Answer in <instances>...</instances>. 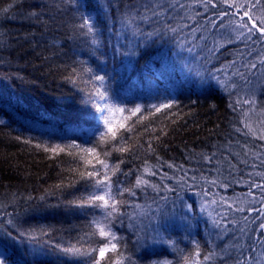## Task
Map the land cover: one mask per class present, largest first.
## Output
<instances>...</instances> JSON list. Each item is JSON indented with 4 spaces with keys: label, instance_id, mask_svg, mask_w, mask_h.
<instances>
[{
    "label": "trees",
    "instance_id": "obj_1",
    "mask_svg": "<svg viewBox=\"0 0 264 264\" xmlns=\"http://www.w3.org/2000/svg\"><path fill=\"white\" fill-rule=\"evenodd\" d=\"M85 2L88 7L82 10L98 17L96 56L90 54L87 38L72 27L77 13L70 0H0V120L5 122L0 124V247L6 249L8 263L91 264L62 249L100 241L98 235L81 237L102 210L74 203L92 190V182L74 170L91 166L35 147L73 140L83 144L102 129L93 118L95 109L84 103L87 86L70 79L82 60L94 71L103 68L98 74H109L110 103L144 107L165 99L177 102L174 115L157 113L148 132L139 128L135 152H113L108 158L119 164L121 172L113 180L123 186L135 183L136 170L147 160L160 169L147 178L161 189H173L125 194L131 204L155 213L151 223L143 217L142 224L136 222L144 237L139 244L127 217L123 226L117 223L114 230L125 237L126 254L135 264H184L198 244L202 254L217 252L214 264H235L237 259L264 264L262 233L253 231L264 218L253 224L259 213L247 211L264 203V192L251 187L264 186V141L244 134L240 111L248 105L241 103L236 111L229 107L250 91H255L257 110L264 107V66L259 64L264 45L237 41L231 16L223 18L225 28L218 26L220 20L216 26L210 23L225 10L222 0L207 9L199 0H81ZM133 17L130 25L124 23ZM129 52L135 55H125ZM251 62L257 69L249 72L244 65ZM250 188L253 196L246 195ZM241 206L244 212L235 210Z\"/></svg>",
    "mask_w": 264,
    "mask_h": 264
},
{
    "label": "snow or ice",
    "instance_id": "obj_2",
    "mask_svg": "<svg viewBox=\"0 0 264 264\" xmlns=\"http://www.w3.org/2000/svg\"><path fill=\"white\" fill-rule=\"evenodd\" d=\"M70 2L75 6V11L77 13V22L73 24L74 31L78 32L81 36L87 38V43L90 45V54L96 56V52L99 49L100 43V30L98 28V17L87 12V3H81V0H70ZM200 3L204 5L207 9L209 5L215 8L218 6L214 0H199ZM225 5V10L220 13L216 19H211L210 23L214 26L217 25V20H220L219 27L225 28L226 25L223 22L225 16L233 17L230 22L232 26V32L235 34V39L247 43L251 41L252 43H258L264 45V0H222ZM7 11V9H4ZM146 11H151V9H146ZM159 13L153 12V15H158ZM132 19H126L124 23L130 25ZM172 31H175L172 29ZM231 43L232 41L229 40ZM125 55L132 56L135 52H129ZM99 59V57H97ZM103 63V61L101 62ZM78 66L73 67L72 75L70 79L73 83L77 81L85 84L87 86L86 96L87 100L84 101L86 104H90L97 115L93 118L100 121L102 124V129H98L96 133H93L88 140L81 144L76 143L75 140L66 144H41L36 143L35 147L37 149L43 148L45 152H50L53 156H59L61 153L72 157L74 160L83 161L84 165L91 167H85L84 170L75 169L74 171H79L80 177L91 181V191L88 195L81 200L74 202L78 207H93L102 210V214L99 216H94L89 222V233L86 236L81 237V239H87L92 236H99L100 241L90 247L85 248L83 245L77 247L75 245L68 248H63L62 251L68 255L72 256H82L87 257L91 264H135L131 255L126 254L128 248L127 241L122 235H118L117 231L114 230L117 223L123 226V217H127L129 222V228L133 230L134 234L137 236L136 243L139 244L144 237L140 235V231L136 228V222L143 221L141 217L147 218L149 223L155 217V213L149 215L148 211L140 205H133L130 201L125 198L127 196H135L136 189L146 190L147 188H152L154 191H173V189L168 188L166 185L164 189L158 184L153 183L152 180L147 177H155L160 174V169L157 165H151L147 160L144 161L143 169H137L136 181L130 187L123 186L122 182L118 179L113 180V177L117 176V173L121 172L119 164H110L108 158L113 152L124 153L128 151L135 152L137 144L139 143V137L142 135L139 128L143 127V132L146 133L150 129V118L154 117L157 113H161L163 116H172L173 108L177 107V102L174 99H165L159 104H151L142 107L137 104L134 107L120 106L114 103H110L109 88L107 86V81L110 76L107 72L100 75L98 71H103L100 68L98 71H94L93 68L86 66L84 61H78ZM259 64L264 66V55L259 59ZM249 72L257 69V63L251 62L244 65ZM262 73H264V67L261 68ZM243 75L242 73H238ZM246 83H250L247 82ZM85 91V89H81ZM195 103V102H193ZM248 105L249 107L243 108L240 111V122L243 124L247 131L245 135H250L264 141V107H260L257 110V100L255 91H250L246 98L241 101L239 98L235 101V104H230L229 107L233 111L237 110V106ZM253 117H257L255 120ZM149 123L145 124L144 122ZM175 121H173L174 123ZM3 120H0V124H4ZM240 131L239 128L236 129ZM154 132L155 129H152ZM125 133L128 135L125 136ZM161 134H165L164 130L161 129ZM20 140V137L16 138ZM152 139H159L158 136L152 137ZM135 141V143H133ZM24 143L31 144V140H24ZM143 147V145H139ZM147 151L149 153L154 151L151 142L148 143ZM91 157V158H90ZM159 157L157 161L159 162ZM120 163H123L121 161ZM97 165L99 167H97ZM169 168L175 167L174 165H167ZM123 175L128 176L130 173H123ZM167 174L161 175V180L165 178ZM258 175H260L258 173ZM251 187H259L262 192H264V186L253 184ZM253 196L251 188L246 194ZM161 199L166 200L167 197H161ZM223 199V198H222ZM264 202V198H262ZM226 203V201H225ZM133 207L137 211L131 214L123 212L122 208ZM190 208V206H188ZM229 208L232 207L231 204L228 205ZM239 212H244V207H238L235 209ZM247 211L258 212L259 215L251 220V223H256L258 220L264 218V203H262L261 209L248 208ZM244 221L248 222L249 217L244 216ZM215 225L219 227V221H214ZM253 231L261 232L260 242L264 246V222L259 223L258 227L253 229ZM240 232L245 233V228H241ZM169 243H171L169 241ZM243 247L242 245H234V247ZM243 255V253H241ZM217 252L210 249L208 252L202 254L200 246L197 244L194 253L184 257V264H214ZM0 264H8V254L6 249H0ZM235 264H251L249 259H237ZM257 264H260L257 261Z\"/></svg>",
    "mask_w": 264,
    "mask_h": 264
},
{
    "label": "rangeland",
    "instance_id": "obj_3",
    "mask_svg": "<svg viewBox=\"0 0 264 264\" xmlns=\"http://www.w3.org/2000/svg\"><path fill=\"white\" fill-rule=\"evenodd\" d=\"M163 102V101H162ZM0 249H1V247H0ZM8 264H10V263H8Z\"/></svg>",
    "mask_w": 264,
    "mask_h": 264
}]
</instances>
